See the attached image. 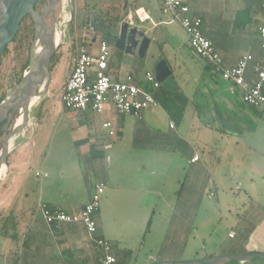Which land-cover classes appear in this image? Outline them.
Returning a JSON list of instances; mask_svg holds the SVG:
<instances>
[{"label":"crops","instance_id":"obj_1","mask_svg":"<svg viewBox=\"0 0 264 264\" xmlns=\"http://www.w3.org/2000/svg\"><path fill=\"white\" fill-rule=\"evenodd\" d=\"M182 2L191 19L201 20L202 34L213 44L226 69L251 57L245 81L252 88L256 65L263 58L260 29L264 27V0ZM86 6L90 12L115 14L113 9L120 10L117 37L121 23L133 21L134 25H129L138 29L141 25L139 30L150 40L143 59L108 44L109 72L114 79L130 76L136 84L155 93L146 85V75L154 74L163 59L158 54L157 59L148 60V54L163 44L169 52L164 60L178 83V92L169 105L160 104L136 117L117 115L113 109L103 115L69 111L63 107L61 97L56 102L50 88L30 118L28 130L16 141L8 157L7 175L0 183V264H100V253L83 225H49L39 210L42 204L68 215L78 214L97 185L105 186L95 216L98 237L112 244V254L119 264H129L138 252L154 251V247L167 258L180 256L190 240L197 241L201 235L202 195L211 184L222 186L221 179L215 180L222 164L235 166L231 174L235 185L230 190L234 198L244 192L245 201L254 200L255 177L263 179L264 189L262 165L256 161L254 166H246L247 155L261 153L263 148L252 139L257 131L245 127L249 123L257 126L264 116L246 106L239 89L193 54L182 27L162 14V0H120L116 6L103 4L101 9H92L84 0L79 16ZM146 24L151 25L148 30L142 28ZM175 25L182 32L174 31ZM81 31L83 46L87 39L91 47L104 42L94 35L91 26ZM73 38L71 33L64 47L72 45ZM203 107H209L211 114H201ZM56 116L73 129L67 133L55 131L53 135L45 130L31 133L38 119L43 117L46 124ZM232 120L240 124L233 126ZM108 123L112 126L109 130L104 128ZM249 136L252 138L247 142ZM48 141L53 148L46 153ZM245 141L249 144L241 157L232 156L234 149L228 147ZM195 158L198 161L193 162ZM33 171L35 179L26 181ZM221 192L227 195L225 189ZM213 193H207L209 199L217 196ZM242 207L241 203L235 210L242 211ZM242 217L244 224L228 236L233 247L219 255L264 254V206L256 203ZM256 217L258 220L253 221Z\"/></svg>","mask_w":264,"mask_h":264},{"label":"rangeland","instance_id":"obj_2","mask_svg":"<svg viewBox=\"0 0 264 264\" xmlns=\"http://www.w3.org/2000/svg\"><path fill=\"white\" fill-rule=\"evenodd\" d=\"M86 3L92 8V9H101V6L105 4L108 7L116 6L120 3V0H85ZM49 2V0H40V3H38L39 12L41 9ZM84 4V0H74L73 5L76 10V14L74 13V18L72 21V26L74 24V31H70L73 38V44L69 47L65 46L63 50H61L59 60H57L54 67L51 65V73L53 77L52 85H51V92L53 95V98L59 99L61 97L63 92V84L65 82L66 76L69 74L72 67H74L75 57L77 55V50L84 47V49L91 54L92 56L99 55V46L91 47L89 40L87 39L85 45L83 46L81 41V29L78 28V25L81 24V16L80 15V9L82 5ZM162 11V9H161ZM61 15V7L60 5L57 7L56 10V18H58ZM169 21V20H168ZM23 28L19 29V32L17 34L18 41L12 45H10L5 52V54L0 58V100H3L7 93L16 85L18 84L24 73L28 69L29 61H30V52L31 47L34 41V25L32 20L27 19L26 22L22 25ZM139 29L141 30V25H138ZM150 24L143 25V29L148 30ZM165 29V28H164ZM174 31H180V28L175 25L173 27ZM73 30V28H72ZM160 30V29H159ZM159 32V31H158ZM16 36V37H17ZM69 42V41H67ZM157 49L154 47L150 50L148 54V60L157 59L158 54H160V58L164 60V58L168 57V53L166 51V47H164L163 44H159ZM61 49V48H60ZM193 52V51H192ZM194 54V53H193ZM195 55V54H194ZM112 57V55H111ZM61 61L60 65L58 67V62ZM161 60V59H160ZM170 62V60H169ZM110 74V72H109ZM110 76L114 78L111 74ZM150 89H152L150 86H148ZM42 103V102H41ZM38 102L35 107L33 108V113L31 114L30 118H33L35 113L37 112V109L39 108V105L41 104ZM57 105V104H56ZM57 108H60V105H57ZM206 109V111H204ZM202 113L204 115H207L208 113L211 114L212 110L209 107H203L201 109ZM210 111V112H209ZM199 114V113H198ZM93 116V115H92ZM18 116L16 117V119ZM96 120H100L99 116H95ZM43 117L36 122V127L31 128V133L35 131H49V135H53V132L58 133H67L73 129V125L70 123H67L66 120L61 119L60 116L54 117L51 122H48L44 124L45 122L42 121ZM232 125L236 126L240 123L238 121L232 120ZM260 123V124H259ZM256 126V124H246L245 127H250L251 132L257 131V134H255L252 137L247 138V142L250 141V139H254L253 141L259 145L260 149H262L261 153H251L247 155L246 160V166L254 164L257 161L262 165L261 167L264 168V118L260 120V122ZM251 124V125H250ZM4 126V125H3ZM96 128H101V124H96ZM40 131L38 133H40ZM259 133H262L261 135ZM6 133L2 132L0 136V149L3 143V139L5 137ZM248 135V134H247ZM257 140V141H255ZM65 142H67L65 140ZM246 141L241 142V145L232 144L231 147L233 148L235 153H232V156L241 157V153L243 152L244 148L248 147V144ZM218 143V142H217ZM216 143V144H217ZM225 143V142H224ZM235 143V141H234ZM17 145V142L14 144V147ZM56 143L54 144V146ZM217 145H223V142L218 143ZM229 145V144H228ZM46 147V153H48L52 148L53 145L51 142L48 141ZM223 148V147H222ZM245 151V150H244ZM244 153V152H243ZM227 156V154L224 155V158ZM235 166H229L227 164H222L221 168L217 169L215 174V180L218 181V179H221L222 186L218 187L211 186L205 191V194L202 195V204H201V210L199 213V224H201V235L197 238V241L190 240L189 243L186 246V249L184 253H182L180 256L175 255V257H165L164 253L154 247V251H140L134 256L129 264H163V263H179V262H189L193 260H201L206 259L210 257H220L223 255H219V253L222 251H226L227 248L233 247V241H230L228 236L231 231L234 232V230L239 229L238 225L244 224V218L242 216L245 215L246 209L255 206L257 204H261L264 206V189L262 185L261 177H255V184L253 186L254 193H253V199L245 201L244 200V192L239 196L240 198H234V194L230 191L233 190L235 185V178L231 177L232 173L235 172ZM27 180L29 182L33 181L34 177V171L33 173L27 174ZM28 188V186H27ZM26 188V189H27ZM260 188L263 189L260 191ZM225 189L227 195H222V190ZM214 192L217 196L213 199H209L207 196L208 192ZM213 193V194H214ZM210 194V193H209ZM214 194V195H215ZM227 196L228 199H225ZM223 199L225 200L223 202ZM243 204L244 207H242V211L235 210L236 207H239L240 204ZM216 209V210H215ZM237 209V208H236ZM260 213V212H259ZM244 214V215H243ZM259 218V217H258ZM258 218H254L253 221L258 220ZM155 221V219H154ZM13 245V244H12ZM14 247V246H12ZM171 258V259H170ZM256 263L258 264H264L263 260H256ZM235 264V263H233Z\"/></svg>","mask_w":264,"mask_h":264},{"label":"built area","instance_id":"obj_3","mask_svg":"<svg viewBox=\"0 0 264 264\" xmlns=\"http://www.w3.org/2000/svg\"><path fill=\"white\" fill-rule=\"evenodd\" d=\"M188 13L189 9L182 0H162V14L170 23H177L182 27L195 56L205 61L214 74L239 89L246 106L258 109L264 116V43L263 58L255 68V85L250 88L245 81V72L251 57L243 58L235 68L226 69L213 44L202 34L201 20L191 19ZM129 24L134 25L133 21ZM260 33L264 42V27L260 29ZM109 62L110 46L106 42L99 44L97 56L89 54L84 47L78 50L75 65L61 95L65 109L73 112L91 111L98 115H103L107 109H113L117 115L137 117L145 110L160 106L155 93L136 84L130 76L121 80L112 78L109 74ZM146 83L156 92L162 87L152 73L146 75ZM104 128L109 130L112 126L108 123L104 124ZM112 134L111 132L110 135ZM196 161L198 158L193 160ZM104 192L105 186L97 185L89 202L75 215L54 211L42 204L39 205V210L49 225L61 223L83 225L90 241L100 253V264H119L112 254V244L98 237L95 216L100 209Z\"/></svg>","mask_w":264,"mask_h":264},{"label":"water","instance_id":"obj_4","mask_svg":"<svg viewBox=\"0 0 264 264\" xmlns=\"http://www.w3.org/2000/svg\"><path fill=\"white\" fill-rule=\"evenodd\" d=\"M39 1L0 0V58L13 44L20 25L26 17H30L34 25V41L28 69L21 81L7 93L0 103V133H6L0 149V183L7 175L8 157L14 144L28 130L33 108L49 95L53 81L52 60L59 49L67 43L71 34L74 0H49L38 13L36 6ZM59 5L61 15L56 18ZM149 45L150 40L144 32L131 27L128 23H121L118 37L114 42L116 49L127 55L143 59ZM154 75L165 90L171 94L178 92V83L165 60L157 63ZM256 260L264 261V254L224 255L189 262L163 264H258Z\"/></svg>","mask_w":264,"mask_h":264},{"label":"trees","instance_id":"obj_5","mask_svg":"<svg viewBox=\"0 0 264 264\" xmlns=\"http://www.w3.org/2000/svg\"><path fill=\"white\" fill-rule=\"evenodd\" d=\"M115 9H113L114 13L116 12L115 14H113L112 11L90 12L88 7L86 6L83 12L81 13V24L78 26V28L83 30L85 27L91 26L94 28V31H95L94 35L96 37H99L102 41L106 42L110 46H114V42L117 38L116 36L117 30H118L117 27L120 23V18H119L120 10H118L117 8ZM36 11L39 13L38 5L36 6ZM27 19L31 20L30 17H26L22 21L20 25V29L23 28L22 25L24 24V22H26ZM18 37L19 36L15 38L14 44L18 41ZM59 57H60V54H56L54 56L52 60V67L55 66L57 60H59ZM155 95L157 97L158 102L162 106L169 105V102L172 100V97L176 96V94H171L170 92L165 90L163 87H161V89L157 93L155 92ZM1 102L2 100H0V103ZM252 109H255V108H252ZM1 134L2 133H0V136Z\"/></svg>","mask_w":264,"mask_h":264},{"label":"bare ground","instance_id":"obj_6","mask_svg":"<svg viewBox=\"0 0 264 264\" xmlns=\"http://www.w3.org/2000/svg\"><path fill=\"white\" fill-rule=\"evenodd\" d=\"M36 103H34V105H35Z\"/></svg>","mask_w":264,"mask_h":264}]
</instances>
